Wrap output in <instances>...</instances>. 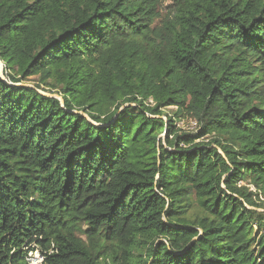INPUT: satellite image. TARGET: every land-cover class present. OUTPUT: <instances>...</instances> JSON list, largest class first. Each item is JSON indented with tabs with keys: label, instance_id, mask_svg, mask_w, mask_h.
Here are the masks:
<instances>
[{
	"label": "trees",
	"instance_id": "obj_1",
	"mask_svg": "<svg viewBox=\"0 0 264 264\" xmlns=\"http://www.w3.org/2000/svg\"><path fill=\"white\" fill-rule=\"evenodd\" d=\"M0 63V264H264V0H0Z\"/></svg>",
	"mask_w": 264,
	"mask_h": 264
},
{
	"label": "rangeland",
	"instance_id": "obj_2",
	"mask_svg": "<svg viewBox=\"0 0 264 264\" xmlns=\"http://www.w3.org/2000/svg\"><path fill=\"white\" fill-rule=\"evenodd\" d=\"M2 77L4 78L3 73H2ZM36 79H37V77H32L31 79H29V81L27 80L26 82H23V85L29 86V87H33V84H34L33 81H35ZM40 93L41 94H45V95L53 96L54 98H57L59 100L61 99L60 95L58 93H56V92H52L51 94H49L47 91H46V93L40 91ZM73 113L74 114H80V115L83 116L84 119H87V120L91 121L89 116L86 113H84V112H79L78 110H74ZM175 128L178 131L181 130V131H184V132L195 133L197 131V123H196L195 120L190 119V117L182 118L181 120H177ZM161 136H160V138H161V140H163V142L165 144L166 135L163 134ZM250 190L252 192H254L253 188H251ZM29 258L32 259V262L35 263V264H38V263L41 262V257L39 256L38 252L33 253L32 256H31V254H29Z\"/></svg>",
	"mask_w": 264,
	"mask_h": 264
},
{
	"label": "water",
	"instance_id": "obj_3",
	"mask_svg": "<svg viewBox=\"0 0 264 264\" xmlns=\"http://www.w3.org/2000/svg\"><path fill=\"white\" fill-rule=\"evenodd\" d=\"M2 73H3V66H2V64L0 63V77L3 79V77H2ZM43 96H46V97H52V98H54L53 96H50V95H45V94H42ZM60 102H61V104L63 105V101H62V99H60ZM87 120V119H86ZM89 121V120H88ZM162 137V136H161Z\"/></svg>",
	"mask_w": 264,
	"mask_h": 264
},
{
	"label": "built area",
	"instance_id": "obj_4",
	"mask_svg": "<svg viewBox=\"0 0 264 264\" xmlns=\"http://www.w3.org/2000/svg\"><path fill=\"white\" fill-rule=\"evenodd\" d=\"M29 261H30L31 264H35V263L32 262V259H30V258H29Z\"/></svg>",
	"mask_w": 264,
	"mask_h": 264
}]
</instances>
